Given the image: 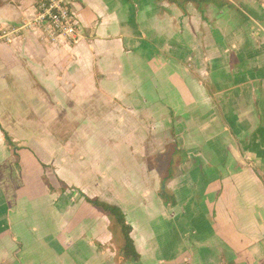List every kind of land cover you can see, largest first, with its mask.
I'll use <instances>...</instances> for the list:
<instances>
[{
  "label": "crops",
  "instance_id": "0c3cea01",
  "mask_svg": "<svg viewBox=\"0 0 264 264\" xmlns=\"http://www.w3.org/2000/svg\"><path fill=\"white\" fill-rule=\"evenodd\" d=\"M38 1L0 0V31ZM73 14L77 43L41 29L0 41V264H264V0H210L203 17L75 0ZM37 121L56 159L22 146L17 168L1 129L35 139ZM173 142L171 205L159 176ZM80 192L120 207L137 261L119 260Z\"/></svg>",
  "mask_w": 264,
  "mask_h": 264
},
{
  "label": "trees",
  "instance_id": "16d2710c",
  "mask_svg": "<svg viewBox=\"0 0 264 264\" xmlns=\"http://www.w3.org/2000/svg\"><path fill=\"white\" fill-rule=\"evenodd\" d=\"M168 3H172L184 9L185 5L191 3L194 7L198 10V12L202 15L204 13V6L210 0H164ZM4 141L8 148H12L13 141L8 136L7 132L1 129ZM12 152L16 157V166L20 168L18 154L16 151L18 148L13 147ZM179 150L176 148V144L173 142L168 145V150L166 153L162 154L161 160L163 163V167L160 171V195L164 199L166 203H170L174 205V198L171 194L165 191L164 185L168 179H170L174 173V167L176 164V156L178 155ZM46 185L48 186L49 190H52L51 185L44 179ZM81 196L84 197L85 201L91 204L93 207L99 209L104 213V215L108 218L111 226L112 235L114 238V242L116 244V254L120 261L122 262H130V261H137L139 259V254L134 246L133 240L130 236L131 227L126 223L125 216L120 209L115 204H111L105 201L100 200L99 198H89L79 193Z\"/></svg>",
  "mask_w": 264,
  "mask_h": 264
},
{
  "label": "built area",
  "instance_id": "2783aa9c",
  "mask_svg": "<svg viewBox=\"0 0 264 264\" xmlns=\"http://www.w3.org/2000/svg\"><path fill=\"white\" fill-rule=\"evenodd\" d=\"M74 2L75 0L38 1L31 18L20 26L0 31V41L10 42L14 36H21L23 32L41 29L52 40L62 37L77 43L80 32L73 14Z\"/></svg>",
  "mask_w": 264,
  "mask_h": 264
},
{
  "label": "rangeland",
  "instance_id": "374dc122",
  "mask_svg": "<svg viewBox=\"0 0 264 264\" xmlns=\"http://www.w3.org/2000/svg\"><path fill=\"white\" fill-rule=\"evenodd\" d=\"M41 106H37V107H34V112L33 114H36L37 116H40V114H46L47 111L44 112V108L42 109V112H41ZM47 109V108H46ZM40 119V118H39ZM41 120V119H40ZM55 124V123H54ZM46 126L45 123L43 122H35L33 124V126L36 128V132H32V134L34 135H37L38 137H36L35 139H29V138H13L12 141H13V146H11L12 148L13 147H16L19 148L22 147V146H28L30 148H32L33 150L36 151V153H38V155L43 159L45 158H50V159H56V144H57V140L56 139H52V140H49V139H45V138H41L40 137V127L41 126ZM6 126H10L9 124H6ZM11 132H13V130H11ZM14 135H21V132L20 130H17L16 133H14ZM5 142V141H4ZM46 144H51V147L48 151V153L45 155L41 152V150H47V147H46ZM6 145V143H5ZM6 147H8L6 145ZM11 148V149H12ZM17 150V151H18ZM51 165V164H50ZM50 165H47V167H42V178L43 180L45 179L48 183H52L54 186H56V180H57V175H56V170L54 168V166H50ZM31 175H32V178L34 177V173L31 172ZM45 182V181H44Z\"/></svg>",
  "mask_w": 264,
  "mask_h": 264
}]
</instances>
